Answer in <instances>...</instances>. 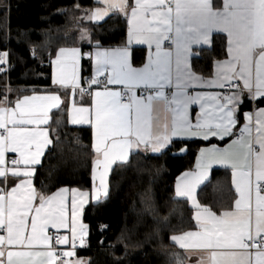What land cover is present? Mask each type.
Wrapping results in <instances>:
<instances>
[{
    "label": "snow or ice",
    "instance_id": "snow-or-ice-1",
    "mask_svg": "<svg viewBox=\"0 0 264 264\" xmlns=\"http://www.w3.org/2000/svg\"><path fill=\"white\" fill-rule=\"evenodd\" d=\"M96 3L87 18L99 22L110 13L122 15L126 41L103 48L83 31L81 41L95 51L58 49L51 60L56 91L17 97L14 106L5 94L0 102V183L5 185L0 187V264H83L76 251L85 247L89 233L82 217L90 193L67 187L45 193L34 184L36 166L52 144L42 126L49 125L63 97L71 105V123L94 132L97 203L109 195L113 165L127 163L134 151L160 153L173 140L213 141L200 150L195 171L184 172L175 185V195L194 209L196 230L170 240L194 250L198 264H264V107L241 111L245 98L264 103V0ZM218 47L225 58L214 60L206 76L193 57ZM85 57L94 68L87 87L80 75ZM8 58L7 51L0 52V66ZM77 95L90 97L89 105H78ZM226 138L232 139L225 147L216 145ZM214 165L231 170L234 187L231 202H219L216 210L197 195Z\"/></svg>",
    "mask_w": 264,
    "mask_h": 264
},
{
    "label": "trees",
    "instance_id": "trees-1",
    "mask_svg": "<svg viewBox=\"0 0 264 264\" xmlns=\"http://www.w3.org/2000/svg\"><path fill=\"white\" fill-rule=\"evenodd\" d=\"M95 6L93 0H0V52L9 53L10 66L9 70L7 65L0 66V102L5 94L14 102L32 93V88L50 87V59L60 47L80 45L82 29L103 48L126 41L127 22L122 15L113 13L102 24L87 21L86 12ZM81 47L88 50L94 45ZM141 56L138 52V61ZM222 58L223 47L215 52L201 50L195 66L209 67L214 59ZM83 71L89 77L86 62ZM257 106L264 107V103L258 101ZM251 109L252 102L246 99L241 111ZM209 144L174 141L163 152L135 153L127 164L117 165L108 199L85 209L89 238L76 256L86 264H176L179 257L170 236L193 229L195 222L188 202L175 198V183L193 168L198 151ZM182 147L187 150L181 152ZM93 159L92 130L70 128L49 149L35 184L46 193L61 187L90 188ZM233 195L229 173L217 169L198 197L216 210L219 202L227 205Z\"/></svg>",
    "mask_w": 264,
    "mask_h": 264
},
{
    "label": "crops",
    "instance_id": "crops-1",
    "mask_svg": "<svg viewBox=\"0 0 264 264\" xmlns=\"http://www.w3.org/2000/svg\"><path fill=\"white\" fill-rule=\"evenodd\" d=\"M94 1V3L96 4V6H97V3H96V0H93ZM214 2H217V3H222V0H214ZM95 6V7H96ZM94 7V8H95ZM94 8H92V9H94ZM89 10H91V9H89ZM88 10V11H89ZM87 11V12H88ZM113 13H110L109 14V16L108 17H105V19L103 20V21H99V22H96V21H93V20H90V19H88L87 18V16H86V19H87V21L88 22H92V23H94V24H102L103 22H105L111 15H112ZM83 31H87L86 29H82L81 31H80V33H79V43H80V45H75L76 47H80L81 48V50H82V52H94L95 51V47H93L92 49H88V50H83L82 49V44H87V45H89L86 41H81V39H80V35H81V33L83 32ZM66 47H73V46H66ZM138 48H143V46H137ZM58 51V49L55 51V53ZM195 51V50H194ZM55 53H54V55H53V57L50 59V61H49V64H50V67H51V82H52V80H53V75H54V71H55V69H54V66L52 65V63H51V60L52 59H54L55 58ZM197 57H199V56H194L193 57V65H194V67L196 68V69H198L201 73H203L204 75H209L210 73H212L213 72V70H214V68H213V65H214V60H216V59H214L213 61H212V64L208 67V65H205V66H201V65H197V66H195V59L197 58ZM225 58V57H224ZM223 59V58H222ZM87 63V65H88V68H89V78L93 75V73H94V68H93V64L91 63V62H89V60L85 57L84 59H82L81 60V68H80V75H81V82H82V85L84 84V78L86 77H84V63ZM57 87L58 86H56V85H54L53 84V82H52V84H51V86L50 87H46V88H32V89H34V91L32 92V93H28V95H31V94H49V93H52V92H54V91H56L57 90ZM7 89H8V92H9V89L11 90V87H9V86H7ZM204 91H209V90H207V89H205ZM24 95H26V94H24ZM21 98L23 97V95L22 96H20ZM63 99H64V104H62L61 106H60V108L59 109H53L52 110V112L50 113V116H51V120H50V123H49V125H43L42 127H44V128H46L48 131H49V137H50V139L52 140V144L51 145H49V147H48V149L45 151V155H44V157H42V164H43V162H44V159H45V157H46V155H47V153H48V151H49V149L54 145V143H55V141H57V140H59L60 138H61V136L68 130V129H70V128H90L91 129V127L90 126H88V125H73L72 123H71V105H70V102H69V99L67 98V97H63ZM247 98H245V100H246ZM244 100V101H245ZM15 101V100H14ZM76 102H77V104L78 105H83V106H88L89 105V103H90V97H88V96H85L84 98H83V100H81L80 99V97H79V95H77V97H76ZM257 102L258 101H256L255 103H253L252 102V109L251 110H249V111H254L256 108H258L259 106H257ZM12 106H14V102H13V104H12ZM242 106V105H241ZM194 112H193V115L195 116L196 114H198V106H194ZM238 127H239V125H238ZM92 130V129H91ZM92 134H93V144H94V132H93V130H92ZM232 138H226V140L225 141H218V140H216L215 141V143H216V145L218 146V147H221V148H223V147H225L226 145H227V143L228 142H230V140H231ZM174 141H179V140H173V142ZM187 141H202V140H187ZM203 142H206V143H211V144H209V145H207V146H204V147H202L201 149H203V148H207V147H211L212 146V143H213V141H203ZM171 145V144H170ZM169 145V146H170ZM168 146V147H169ZM167 149V148H166ZM166 149H164V150H166ZM200 149V150H201ZM163 150V151H164ZM200 150L198 151V153H197V156H196V160H195V164H196V161H197V159H198V156H199V152H200ZM162 151V152H163ZM135 153H147V154H153V152H151L150 150L149 151H144L143 149H141V150H139V151H134L131 155H130V157H129V161H130V159H131V157L133 156V154H135ZM156 154V153H155ZM9 157L10 158H12V157H14V154H9ZM94 157H95V154H94ZM93 161H94V159H93ZM128 161V162H129ZM127 162V163H128ZM127 163H125V164H127ZM41 164V165H42ZM195 164H194V166H193V168L191 169V170H188V171H195ZM41 165H38V166H36V175H37V170H38V168L41 166ZM117 165H123V164H121L120 162H117L116 164H114L113 165V167H112V170H111V172H110V174H109V176H108V185H109V194H110V178H111V175H112V172H113V170H114V168L117 166ZM217 169H223V170H225V171H227L228 173H229V186H230V188L232 189V191H233V193H234V187H233V185L231 184V170L230 169H228V168H224V167H222V166H219V165H214L213 166V168L211 169V171H210V174H209V177H208V179L205 181V183L203 184V185H201V188L203 187V186H205L207 183H209L210 182V180H211V178H212V175H213V172L215 171V170H217ZM183 174V173H182ZM181 174V175H182ZM36 175H35V177H34V184H35V179H36ZM180 175V176H181ZM179 176V177H180ZM178 177V178H179ZM178 178H177V180H178ZM177 180H176V183H177ZM176 183H175V185H176ZM12 184H13V181H12V179L11 178H9V180H8V183H7V186L8 187H10V186H12ZM94 184H98V181H94L93 180V168H92V174H91V186H90V188H86L85 186H79V187H67L70 191L72 190V189H79L80 191H88L89 193H90V196H89V201H88V203H86L85 205H84V210H83V217H82V220H83V223H85V221H84V213H85V209H86V207L87 206H89L90 204H100V203H102V202H104L106 199H108V197H109V195L105 198V197H102L101 198V201L99 202V203H97L96 201H95V199H94ZM5 185L4 184H2V183H0V187H4ZM35 186H36V184H35ZM37 187V186H36ZM200 188V189H201ZM38 190H41V189H39V188H37ZM200 189H198V193H197V195L199 196V191H200ZM58 190V189H57ZM57 190H55V191H57ZM44 191V190H43ZM54 191V192H55ZM45 192V191H44ZM54 192H52V193H54ZM46 193V192H45ZM175 198L176 199H178V200H184V201H186V202H188V204L190 205V207H191V204H190V201H187L186 200V198H183V197H177L176 195H175ZM199 198V197H198ZM71 199H72V197H71V194H69V207H70V205H71ZM193 217H194V209H193ZM195 222V221H194ZM86 224V223H85ZM87 225V224H86ZM191 230H196L195 229V227L193 228V229H191ZM51 231H55L54 229H50V232ZM62 234H64V232H63V230H62V232H61ZM88 238H89V233H88V236L86 237V244H85V247H83V248H86L87 247V242H88ZM173 243V242H172ZM173 245H174V248H175V252H176V254H177V256L179 257V260H181L182 262H183V264H198V261H199V259H200V256L194 251V250H183V249H180L177 245H175L174 243H173ZM65 247H68V246H65ZM76 258H78L77 256H76ZM82 261H83V264H86L87 262L84 260V259H82Z\"/></svg>",
    "mask_w": 264,
    "mask_h": 264
},
{
    "label": "built area",
    "instance_id": "built-area-1",
    "mask_svg": "<svg viewBox=\"0 0 264 264\" xmlns=\"http://www.w3.org/2000/svg\"><path fill=\"white\" fill-rule=\"evenodd\" d=\"M10 69V66L9 65H7V70H9ZM89 79V77H85L84 78V84H83V86L84 87H87V83H86V81ZM96 88V86H93V89H95ZM51 232H53V231H51ZM62 234V233H61ZM59 248H62V249H66L67 247H65V246H58ZM81 249H83V248H80V247H78L77 248V251L76 252H78L79 250H81Z\"/></svg>",
    "mask_w": 264,
    "mask_h": 264
},
{
    "label": "rangeland",
    "instance_id": "rangeland-1",
    "mask_svg": "<svg viewBox=\"0 0 264 264\" xmlns=\"http://www.w3.org/2000/svg\"><path fill=\"white\" fill-rule=\"evenodd\" d=\"M77 21H78V20H77ZM44 50H45V49H44ZM44 50H42V51H44ZM45 51L48 52L47 49H46ZM42 54H43V52H42Z\"/></svg>",
    "mask_w": 264,
    "mask_h": 264
}]
</instances>
